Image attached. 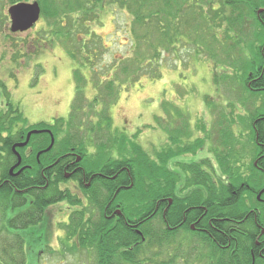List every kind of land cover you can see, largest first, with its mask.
<instances>
[{
    "label": "rangeland",
    "instance_id": "374dc122",
    "mask_svg": "<svg viewBox=\"0 0 264 264\" xmlns=\"http://www.w3.org/2000/svg\"><path fill=\"white\" fill-rule=\"evenodd\" d=\"M67 5H63V10H68ZM11 6V0H0V58L5 66L11 67V58H17L20 51L36 49L44 54L40 58L39 98L25 103L27 113L37 111L32 120L39 116L38 110L40 115L45 113L41 117L44 121L57 119V128L62 130L60 142L82 143L90 154L91 167H94L92 144L96 143L97 147L110 137L109 121L113 126L111 136L124 134L142 145L155 160L159 176L160 155L156 153L160 145L165 148L161 155L164 157L169 150H178L176 144H184L182 147L186 149V140L190 138L196 152L203 146L201 136L206 131L209 137L218 133L232 134L235 138L238 131L249 132L257 114L264 112V93L255 96L245 85L248 70L259 63L257 53L262 46L259 38L263 37L254 9L249 6L238 11L226 10L227 15L235 12L234 19H240L232 25V32L226 34L230 25L225 23L220 27L219 23H209L197 12L191 20L179 25L180 32L177 26L168 27L171 33L167 38L160 34L158 37L151 27L138 28V38H142V33L147 38L136 50L132 46L133 16L120 3L104 14L102 24H95L88 32H81V23L75 28L70 19L61 16L57 21L41 18L31 30L16 36L10 30L7 16ZM167 20L168 14L166 26ZM172 40L173 45L167 47V42ZM162 42L167 43L163 49L159 45ZM154 49L162 51L159 57ZM143 55L147 57L142 59ZM76 71L79 76L75 75ZM76 78L80 81L84 78L79 87L84 88L82 96L87 113L75 120L72 128L65 126L63 119L71 118ZM108 83L114 84L112 92ZM22 89L27 91L26 87ZM178 138L181 140L175 141ZM179 154L180 151L176 156ZM118 156L117 151L113 153V157ZM60 188L74 191L72 183H63ZM60 202L46 208L44 223L26 233L30 264H97L93 250H84L71 241L68 242L71 246H64L62 240L71 233L68 228L71 217V220L83 218L81 222L88 224L99 216L92 217L87 208L88 217H85L79 214L84 212L83 205L72 208L74 205L67 199ZM151 224L153 227L154 223ZM171 241L174 250L169 252L165 250L161 254L158 248L148 250L151 264H163L174 256L180 259L174 264H215L218 253L207 254V250L201 253L196 248L199 240L195 236L177 234ZM196 256L200 261L195 260Z\"/></svg>",
    "mask_w": 264,
    "mask_h": 264
},
{
    "label": "flooded vegetation",
    "instance_id": "af4514ba",
    "mask_svg": "<svg viewBox=\"0 0 264 264\" xmlns=\"http://www.w3.org/2000/svg\"><path fill=\"white\" fill-rule=\"evenodd\" d=\"M7 16L11 21L10 14ZM17 34L22 33L15 36ZM41 56L44 54L37 53L36 49L26 53L20 51L17 58H11L9 68L0 58V194L11 193V209L15 201L18 207L22 205L19 200L24 197L35 201L38 192L57 185L60 193L65 191L70 196L65 198L68 202L75 201L70 202L74 205L72 208L83 205L82 211L88 208L92 217L99 216L92 223L116 226L124 222L130 230L141 235L139 224L147 220V227L151 228V223L160 221L168 238L177 234L195 236L199 240L196 248L201 253L204 250L207 254H219L221 250H231V254L248 252L250 264H264V132L260 133L256 120L249 132L238 131L235 138L232 134L218 133L209 137L206 131L207 134L201 136L203 146L196 152L190 138L185 142L186 149L182 147L184 144H176L178 150H169L164 157L161 155L165 148L160 145L156 153L160 155L157 162L159 199L154 209L147 205L144 221L136 223L134 213L124 205L131 195L122 194V186H110L115 176L109 172L111 165H100L96 143L92 144L94 167H91L90 154L78 140L62 146V130L57 128V119L44 121L41 117L45 113L40 115L38 110L39 116L32 120L37 111L27 113L25 103L39 98ZM73 86L75 102L80 85L75 82ZM179 140L181 138L175 139ZM47 155L51 161H47ZM59 171H63L65 182L56 181ZM124 173L131 176L130 170ZM63 183H72L74 191L62 190ZM71 218L68 223L72 222ZM248 235L252 239H247L251 244L245 250L240 245L245 240L239 238Z\"/></svg>",
    "mask_w": 264,
    "mask_h": 264
},
{
    "label": "trees",
    "instance_id": "16d2710c",
    "mask_svg": "<svg viewBox=\"0 0 264 264\" xmlns=\"http://www.w3.org/2000/svg\"><path fill=\"white\" fill-rule=\"evenodd\" d=\"M30 1H36L40 4L42 18L56 19V21L62 17L65 20L70 19L69 23L75 28L81 23V32L84 30L88 32L97 23L102 24L101 20L104 14H108L115 7L116 3H120L121 7L133 16L132 33L134 39L132 38V46L135 50L140 49L143 41H146L145 39L147 38L143 33L141 35L142 38H138L136 34V29L138 28L151 27L150 29H154L158 33V37L161 35L167 38L171 33L168 27L172 29L177 26L179 28L180 24L183 25L187 19L191 20V16L197 12L198 16L206 17L209 23H219L220 27H223L225 23L230 25L231 27L225 32L226 34L232 30V25L235 26L236 22L240 20L234 19L233 14L235 12L230 16L226 14V10L236 9L238 11L249 6L251 9H254L257 16L256 21L262 27L263 37L259 38V42L262 45L259 47L257 53V56L259 55L257 59L259 63L252 65L251 69L248 70L249 74H247L245 85L249 91L255 92V96L264 93V12L260 16L256 13L260 8L264 9V0H116L113 3L111 0H11L12 4ZM65 4H69L67 5L68 10L66 8L63 10V5ZM167 14L169 20H167L166 26L164 22ZM181 19L183 22H181ZM64 26L63 24L62 27ZM82 43L86 45L85 41ZM167 43L162 42L159 45L163 49L165 44H167V47L173 45V40ZM155 51L156 56L159 57L162 51L160 49ZM137 54L140 55L139 53ZM135 55L132 54V57L136 58ZM146 57L147 55H143L142 59ZM140 70L141 68H139ZM75 75L79 76V72L76 71ZM76 79L78 85L84 81V78H81V81L79 78ZM108 84V89L112 92L114 84ZM83 92V86H78V99L75 101L74 106H72L71 118L69 120L63 119L65 126L73 128L75 120L81 115L83 116L84 113H87L86 106L84 105L85 100L82 96ZM257 115L255 118L257 121L256 125L260 133L263 134L264 118L262 117L264 116V112L262 111ZM107 128L110 129L107 133L110 137L108 139L105 138L104 143L97 144L99 163L100 165H111L109 172L115 176V179L110 183V186L112 185L115 188L122 186V189H124L122 194L131 195L129 201L125 202L127 205L126 209L134 213L133 218L137 219L136 223H139L144 221L143 213L148 210L147 205H151L150 208L154 209L153 207L159 199V176L157 175L155 160L144 151L142 145L132 141L128 136L119 133L111 136L113 129L111 121H109ZM68 145L67 142L62 143L63 147ZM46 146H49V143ZM116 151L119 158L113 157V153L116 154ZM46 157L47 161H51L49 155ZM111 169L112 171H110ZM125 170H130L131 176L125 174ZM64 179L63 171H59L56 181L65 182ZM40 183L41 185L44 184L42 174L40 176ZM145 186H147V191L144 190ZM64 192L60 193L58 186L54 185L45 190V192H38L39 194L36 195L35 201L24 197L23 200H19L22 203L19 207L15 201L13 209H11V203L13 202L11 193L3 192L0 194V264L31 263L25 243L26 233L32 232L40 224L44 223V211L46 208L64 200L66 197H70ZM93 201L96 205V199ZM69 202L74 203L75 201L71 199ZM10 211L12 212L11 216L8 215ZM79 214L85 216V212ZM154 218L156 219V217ZM76 219L72 220L71 224L68 225L71 233H68L67 237L62 240V243L64 246H71L68 242H76V244L74 243L76 246H81L83 249L86 248L89 251L90 249L93 250L96 255L97 264H151L152 261L148 257V250L158 248L161 250V254L165 250L168 252L174 250V246H171L173 242L171 238L166 237L160 221L158 223L154 222V226L151 228L147 227V220L142 222L138 225L139 230L142 231L141 235H139L130 230L124 222H120L114 226L112 223L100 224L98 222L92 223V221L85 224L84 221L81 222L83 218ZM251 237L248 235L239 239L246 242L247 239L250 241ZM249 241L247 243L243 241L240 244L241 247L246 250L250 246L249 244H251ZM178 250L175 252H179ZM174 257H171L168 262L164 261L163 264H174L180 260ZM201 257L206 258L207 256L201 255ZM196 259L200 261V258L197 257ZM214 259L215 264L251 263V255L248 252L243 254V252L239 253L237 251V253L231 254V250H226V252L221 250Z\"/></svg>",
    "mask_w": 264,
    "mask_h": 264
},
{
    "label": "water",
    "instance_id": "95a60500",
    "mask_svg": "<svg viewBox=\"0 0 264 264\" xmlns=\"http://www.w3.org/2000/svg\"><path fill=\"white\" fill-rule=\"evenodd\" d=\"M263 12L264 10L260 9L257 14L260 15ZM9 14L12 21L11 32L15 34L19 32L24 33L31 30L39 22L42 9L38 2L19 3L9 9ZM30 136H28L25 145H27Z\"/></svg>",
    "mask_w": 264,
    "mask_h": 264
}]
</instances>
